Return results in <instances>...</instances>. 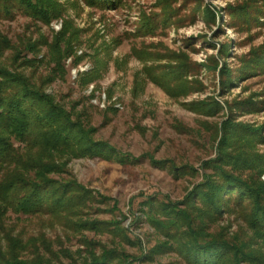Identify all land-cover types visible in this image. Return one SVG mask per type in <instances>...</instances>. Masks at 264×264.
<instances>
[{
    "label": "rangeland",
    "instance_id": "rangeland-1",
    "mask_svg": "<svg viewBox=\"0 0 264 264\" xmlns=\"http://www.w3.org/2000/svg\"><path fill=\"white\" fill-rule=\"evenodd\" d=\"M0 66L77 126V155L54 154L48 176L87 199L5 212L0 257L194 264L196 222L242 249L225 264H264L244 220L264 205V0H0ZM236 183L257 198L240 205Z\"/></svg>",
    "mask_w": 264,
    "mask_h": 264
},
{
    "label": "trees",
    "instance_id": "trees-1",
    "mask_svg": "<svg viewBox=\"0 0 264 264\" xmlns=\"http://www.w3.org/2000/svg\"><path fill=\"white\" fill-rule=\"evenodd\" d=\"M35 88L26 76L13 75L0 66V219L7 211L61 214L65 208H77L87 200L75 182L55 184L57 182L48 176L57 171L54 154L77 155V140L71 139L77 126L69 122V115L63 109L52 104L49 96L40 94ZM91 152L84 148L79 154L93 155ZM242 186L236 183L232 187L240 205L243 199L251 200L250 195L257 198L256 192L248 193L250 188ZM217 194L214 189L208 201L219 198ZM244 220L256 235L264 237L263 203L256 202L254 212L250 211ZM192 226L193 229L188 227L185 234L191 239V245L183 244L188 261L206 264V260H210L207 264H225L229 253L241 252L242 249L232 243L200 235L196 222ZM14 249L0 257V264H50L48 259L40 257L19 258ZM255 252H247L244 257L254 262L258 259L254 255L259 254V250ZM239 256L234 257V264H239ZM87 264L108 263L106 256H102Z\"/></svg>",
    "mask_w": 264,
    "mask_h": 264
}]
</instances>
